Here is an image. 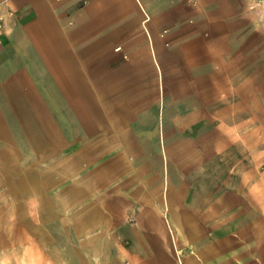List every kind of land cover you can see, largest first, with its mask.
<instances>
[{"label":"rangeland","instance_id":"rangeland-1","mask_svg":"<svg viewBox=\"0 0 264 264\" xmlns=\"http://www.w3.org/2000/svg\"><path fill=\"white\" fill-rule=\"evenodd\" d=\"M223 29L216 32L221 56H202L191 74L200 144L167 154L164 176L155 167L136 168L135 154L94 151L90 122H72L66 145L50 147L43 132L52 128L48 106L22 94L30 103L29 113L20 114V146L0 136V145L16 154L9 165L0 157V264H68L53 247L57 228L51 224L69 222L86 204L97 206L101 221L78 238L102 242L93 256L98 264H264V0L250 1L247 24L232 33L236 41L224 40ZM7 79L20 92V76L11 72ZM34 90L48 97L49 90ZM22 178L34 185L17 191ZM193 182L209 189L208 234L224 238L218 250L233 260H185L194 250L170 206L177 189L190 190ZM191 232L200 254L197 237L207 239L199 228Z\"/></svg>","mask_w":264,"mask_h":264},{"label":"crops","instance_id":"crops-1","mask_svg":"<svg viewBox=\"0 0 264 264\" xmlns=\"http://www.w3.org/2000/svg\"><path fill=\"white\" fill-rule=\"evenodd\" d=\"M250 1L0 0V90L14 87L7 77L17 73L20 105H29L26 94L48 106L52 128L43 132L50 147L66 145L72 122H90L94 151L135 154L136 168L155 167L164 176L167 154L200 144V116L190 110L196 103L191 74L200 70L202 56H221L218 30L224 27V40H237L232 33L247 24ZM32 89H47L48 97ZM193 183L177 189L170 206L194 250L185 260H233L218 250L224 238L208 234L209 189ZM227 204L223 199L221 207ZM192 227L211 247L204 256Z\"/></svg>","mask_w":264,"mask_h":264},{"label":"bare ground","instance_id":"bare-ground-1","mask_svg":"<svg viewBox=\"0 0 264 264\" xmlns=\"http://www.w3.org/2000/svg\"><path fill=\"white\" fill-rule=\"evenodd\" d=\"M0 104V136L6 137L7 139L9 137L13 138L14 145L19 147L20 137L17 133L20 129V114L29 113V105L26 103L20 105V92L14 87L1 90ZM0 146L2 162L4 165H9L11 161L16 159V154L8 150V147L5 145ZM28 185H34L33 181L29 182V178L17 179L15 181L17 191L28 190ZM81 193L83 195L85 192L81 190ZM76 196L75 194L69 197L70 201H74ZM172 216L179 220V216L175 211H172ZM99 221H101L100 211L97 206L94 204H86L73 212L69 222L61 223L60 225L56 223L51 224L52 228H57V242L53 246L57 249V254L64 258V260H67L68 264H98L99 262L93 256L98 255L101 249H103L101 247L102 242H100L101 245L99 247L95 245V241L91 236L85 241H80L78 235L83 230L88 231L94 228ZM196 246L201 256L206 255L210 247L209 243L201 237H197Z\"/></svg>","mask_w":264,"mask_h":264},{"label":"built area","instance_id":"built-area-1","mask_svg":"<svg viewBox=\"0 0 264 264\" xmlns=\"http://www.w3.org/2000/svg\"><path fill=\"white\" fill-rule=\"evenodd\" d=\"M1 29H2V23H1V18H0V32H1Z\"/></svg>","mask_w":264,"mask_h":264}]
</instances>
